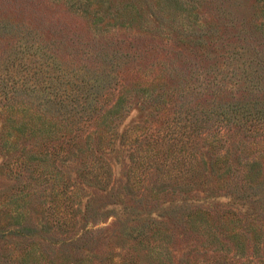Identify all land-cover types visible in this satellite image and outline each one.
Masks as SVG:
<instances>
[{
	"label": "rangeland",
	"instance_id": "rangeland-1",
	"mask_svg": "<svg viewBox=\"0 0 264 264\" xmlns=\"http://www.w3.org/2000/svg\"><path fill=\"white\" fill-rule=\"evenodd\" d=\"M4 94L0 264H264V0H0Z\"/></svg>",
	"mask_w": 264,
	"mask_h": 264
},
{
	"label": "trees",
	"instance_id": "trees-1",
	"mask_svg": "<svg viewBox=\"0 0 264 264\" xmlns=\"http://www.w3.org/2000/svg\"><path fill=\"white\" fill-rule=\"evenodd\" d=\"M72 90L75 91L74 93H72V95H70V94H64V95H62V94H60V95L55 94L57 96V98L56 97L54 98V99H57L59 106H61V104H65L66 101H70V102L76 103V105H72V103H70V106H73V108L69 110V112L72 115L75 116V115H78L80 113L79 111H77L76 108H79L80 111L82 112L81 116L87 117L89 119L92 118L93 120H95V119L102 120V122H105L106 119L111 118L112 116L117 117L118 115H120V112L119 111L122 108V104L124 103V100L119 99V100L115 101V104L112 107L113 111L110 114L109 113L101 114L100 113V110H97V108L95 107V102L96 101H94V99L91 97V93L88 90H85V92H83L82 86L80 87L79 84L77 86H74L73 85L71 91ZM84 93H86V94H84ZM4 96H5V98H3L4 100L3 99L0 100V105H1L0 106V110L1 111H2V108H4V107H7V108H14L15 107V109L16 108L18 109V107H21V103L22 102H18L17 100H15L14 96H8L7 94L6 95L4 94ZM48 102H52V101L45 100L44 103L45 104H48ZM25 107H26V109L23 110L25 112L24 113L25 115H22L23 116L22 119H25V121H26V123H24L25 124L24 128H26L27 130L33 129L32 122H36V120L38 118L45 116V113L48 110H46V109L44 110V108H43V110L42 109L40 110V108H35V110H33V108L28 107V105H26ZM72 111H75V114L72 113ZM69 112H67V113L69 114ZM236 112L237 111H231L229 113L232 114V113H236ZM229 113H223V114H221V120L217 121V126H219V125H226L228 122H230L231 115H228ZM26 114H28V115H26ZM256 115H259V116L262 115V116H264V112H261V111H258V110L255 109L254 117ZM25 117H27V118H25ZM51 119H54V116H51ZM202 123L206 124V123H208V120H204V121L200 120L198 126L200 124H202ZM27 124H29V125H27ZM99 126H101V125H99ZM246 130L248 132L254 131L253 129H250V128H246ZM103 138H104V136H103ZM99 139H100V137H99ZM203 140H204V142L208 141L209 147H211V148L214 147L213 146L214 143H215L214 140H210L209 138L207 139V137H205V139L203 138ZM74 141H75V144L78 145L79 142H80L79 137L78 136H75V140ZM156 144H158V141L156 142ZM185 145L186 144H184V146H183V142L180 144L181 150H179V155L178 156H180L181 152H183L186 149H188V148L185 147ZM172 147H174V146H172ZM100 150H101V148H98V146L96 145L95 152L96 151L97 152L98 151L100 152ZM172 152L175 153V151H172ZM87 157H89L88 163H91V159L93 158V152L89 153L87 155ZM219 157L220 156H218V158ZM144 161H145V159H143V161H141L139 164L145 166L146 165V162H144ZM93 164H94V170H95L94 173L96 171H98V170H103L104 168L106 169V171L103 170L102 173H101V176H104L105 174H106V176H108L109 175V172H111L110 169L108 170L107 163L104 160L92 162V165ZM187 165H189V168L183 169V173H189V171L192 170L191 162H188V163H184L183 164L184 167L187 166ZM226 167L228 169V166L227 165H226ZM194 170L196 171V166L194 167ZM194 170H192V171H194ZM184 217L189 222H195L193 220V218H192V213H188V214L184 215ZM154 226H156V229H158V231H160L161 228H162V226H163V223L157 222V223L154 224ZM203 226H204V224L201 223V227H203ZM207 227L208 226L206 225L205 229ZM207 236H208V234H207ZM261 236L263 237V235H261ZM214 252H215V254H219V256H216V255L213 256V258L209 262V264H227L226 262L229 261V260L227 259V257L225 255L223 256V253L226 252L223 248L220 247L219 248V251H214Z\"/></svg>",
	"mask_w": 264,
	"mask_h": 264
}]
</instances>
